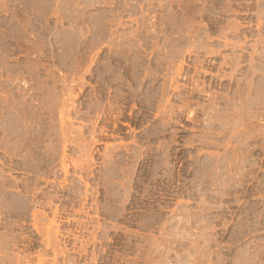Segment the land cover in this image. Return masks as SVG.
Wrapping results in <instances>:
<instances>
[{"label": "rangeland", "instance_id": "obj_1", "mask_svg": "<svg viewBox=\"0 0 264 264\" xmlns=\"http://www.w3.org/2000/svg\"><path fill=\"white\" fill-rule=\"evenodd\" d=\"M0 264H264V0H0Z\"/></svg>", "mask_w": 264, "mask_h": 264}]
</instances>
